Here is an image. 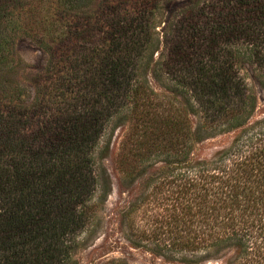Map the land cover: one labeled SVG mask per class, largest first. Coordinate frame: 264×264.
I'll return each instance as SVG.
<instances>
[{
	"label": "trees",
	"instance_id": "16d2710c",
	"mask_svg": "<svg viewBox=\"0 0 264 264\" xmlns=\"http://www.w3.org/2000/svg\"><path fill=\"white\" fill-rule=\"evenodd\" d=\"M180 1L177 18L164 23L166 53L154 61L159 46L148 32L156 0H136L129 20L104 0L94 8L89 0H0V264L74 263L75 231L91 229L93 194L109 191L98 161L106 124L145 106L134 118L145 137L140 162L161 155L173 165L159 182L169 194L159 200L173 194L174 214L154 219L155 252L182 264L226 252L233 264H264V115L249 121L257 96L241 74L254 67L264 88V0ZM103 24L108 32L93 47L76 44ZM19 31L49 37L47 90L28 102L7 78ZM126 33L124 42L112 35ZM149 69L197 118L193 130L183 109L150 106ZM235 129L226 149L188 161L192 136Z\"/></svg>",
	"mask_w": 264,
	"mask_h": 264
},
{
	"label": "rangeland",
	"instance_id": "374dc122",
	"mask_svg": "<svg viewBox=\"0 0 264 264\" xmlns=\"http://www.w3.org/2000/svg\"><path fill=\"white\" fill-rule=\"evenodd\" d=\"M104 1H108L109 5L117 4L122 14L127 13L123 16L124 20H129L132 17L129 13L131 14L136 0ZM100 2L101 0H89L87 7L100 6ZM180 2V0H156L154 3V17L153 19L150 18L149 21L154 27L148 32L150 35L149 42L152 41L154 45L156 44L155 46H159L153 52L154 61L160 57V53H166L165 47L170 38L163 32L164 23L177 18L176 15H179L181 8H176V6ZM35 13L41 14L42 17L44 7L40 8L39 6ZM34 27L41 29L39 24L34 25ZM95 28L97 29H93L91 32H84L76 44L82 45L83 49L91 48L108 32L104 24L101 28ZM129 34L112 35L118 41L124 42L130 37ZM41 37H43V41ZM48 40L49 37L42 36L40 32L33 36L28 31H19L12 40L11 48L13 49L14 62L7 78L13 88L17 87L25 95L22 102H28L47 90L46 83L48 82L46 80L49 73L46 72V69L50 53L46 51L44 46ZM148 53L150 52H147V55ZM253 68L245 66L241 72L246 81L255 87L257 96V106L249 120L250 122L259 120L264 115V88L259 85ZM53 72L55 71L53 70ZM147 79L153 91V94L149 96V100L152 102L150 106L164 113L173 112L176 108L183 109L184 113L188 115L189 129L193 130L198 120L185 110L183 100L160 85L153 78L150 69L147 70ZM145 107L143 110L129 114L124 119L115 117L106 124L105 134L101 136L99 146H104L107 142L108 147L103 159L98 161L102 163L107 172L109 191L105 196L93 194L98 198V203L94 208L93 225L88 231H81L80 229L75 231L78 241L73 247V264H115L117 262L121 264H182L156 253L157 249L151 242L153 239L148 236L151 232L158 231L160 222H155L154 219L164 215L167 216L166 220H168L169 215L173 216L174 213L170 210V204H172L174 196L170 193L171 196L168 200H162L166 203L159 200L162 195L169 194L166 191L167 187H161L159 182L164 177H168L167 173L173 165L161 161V155H153L145 167L140 162L142 158L140 154L145 151V145L142 143L145 137L140 125L135 124L134 118L137 115L145 114L144 110L150 108L149 106ZM239 131L240 129L230 130L226 133L200 139L192 136V141H190L193 149L188 161L209 159L215 153L226 149ZM125 176L127 177L125 178ZM86 194V192H82L80 197L83 198ZM145 244H148V247ZM232 255L233 252H226L219 258L204 264H233Z\"/></svg>",
	"mask_w": 264,
	"mask_h": 264
}]
</instances>
